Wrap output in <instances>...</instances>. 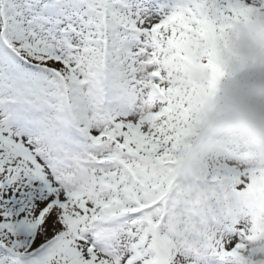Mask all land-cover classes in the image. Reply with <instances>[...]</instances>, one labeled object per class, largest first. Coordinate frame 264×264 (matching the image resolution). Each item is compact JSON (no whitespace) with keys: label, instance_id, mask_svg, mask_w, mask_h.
<instances>
[{"label":"snow or ice","instance_id":"1","mask_svg":"<svg viewBox=\"0 0 264 264\" xmlns=\"http://www.w3.org/2000/svg\"><path fill=\"white\" fill-rule=\"evenodd\" d=\"M252 0H0V264H228L264 233V169L181 167L192 109L158 69L145 118L111 67L197 29L223 33ZM208 66L218 72L210 62ZM215 89L209 82L208 94ZM147 120V122H146Z\"/></svg>","mask_w":264,"mask_h":264},{"label":"clouds","instance_id":"2","mask_svg":"<svg viewBox=\"0 0 264 264\" xmlns=\"http://www.w3.org/2000/svg\"><path fill=\"white\" fill-rule=\"evenodd\" d=\"M153 65L150 48L145 49L134 72L126 62L115 63L109 82L116 102L145 118L156 102L149 89L134 87L133 79L150 84L152 72L158 69L179 89L192 109V134L182 156L183 169L196 172L225 162L242 170L264 169V10L223 33L197 29L188 39L184 56L166 46L158 65ZM213 79L215 89L209 95ZM243 243V249L227 258L228 264H264V233Z\"/></svg>","mask_w":264,"mask_h":264}]
</instances>
